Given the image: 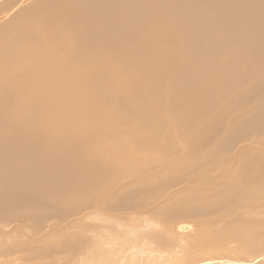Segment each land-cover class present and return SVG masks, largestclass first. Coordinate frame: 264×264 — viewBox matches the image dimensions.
I'll return each instance as SVG.
<instances>
[{
    "label": "bare ground",
    "instance_id": "6f19581e",
    "mask_svg": "<svg viewBox=\"0 0 264 264\" xmlns=\"http://www.w3.org/2000/svg\"><path fill=\"white\" fill-rule=\"evenodd\" d=\"M263 144L264 0H0V264H264Z\"/></svg>",
    "mask_w": 264,
    "mask_h": 264
},
{
    "label": "rangeland",
    "instance_id": "374dc122",
    "mask_svg": "<svg viewBox=\"0 0 264 264\" xmlns=\"http://www.w3.org/2000/svg\"><path fill=\"white\" fill-rule=\"evenodd\" d=\"M89 126L91 127V126H93L92 124H89ZM89 126H87V127H89ZM65 132H67L68 130H64ZM103 138L102 137H99V138H94V140H98V141H103L102 140ZM259 148H261V150H263V152H264V144L262 145V146H260ZM97 154V153H96ZM93 155H95V154H91V155H89V153L87 154V153H84V154H80V156H81V158H86V157H89V156H93ZM80 156H79V158H80ZM83 156V157H82ZM99 156V154L96 156V157H98ZM256 217V216H255ZM258 218H259V216H257ZM181 222H183V223H187V226L186 227H188V228H191V229H193V219H190V218H183V219H181L180 220ZM91 223H97V225H100L101 223L99 222V220H93ZM176 250H179L180 249V247H177V248H175ZM264 251V250H263ZM167 257V255L166 254H164L162 257H161V259H165ZM177 258H179V257H177ZM177 258H176V256H175V258L173 259V261L172 260H170L169 262H165V264H175L177 261ZM181 260V259H180Z\"/></svg>",
    "mask_w": 264,
    "mask_h": 264
}]
</instances>
